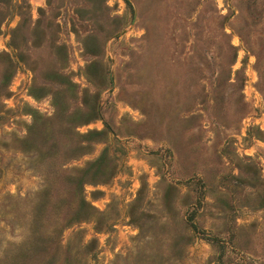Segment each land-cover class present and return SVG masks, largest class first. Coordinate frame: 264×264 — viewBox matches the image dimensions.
<instances>
[{"label":"rangeland","instance_id":"1","mask_svg":"<svg viewBox=\"0 0 264 264\" xmlns=\"http://www.w3.org/2000/svg\"><path fill=\"white\" fill-rule=\"evenodd\" d=\"M0 264H264V0H0Z\"/></svg>","mask_w":264,"mask_h":264}]
</instances>
